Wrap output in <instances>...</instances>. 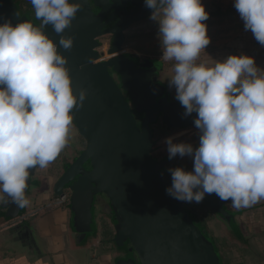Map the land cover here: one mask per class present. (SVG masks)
Masks as SVG:
<instances>
[{
  "label": "clouds",
  "instance_id": "clouds-1",
  "mask_svg": "<svg viewBox=\"0 0 264 264\" xmlns=\"http://www.w3.org/2000/svg\"><path fill=\"white\" fill-rule=\"evenodd\" d=\"M36 26L27 20L0 22V204L26 207L31 170L46 169L68 147L74 108L87 90L73 89L67 57L72 37L57 43L46 32L64 33L81 4L73 0H29ZM158 21L161 59L172 63L166 78L183 116L196 113L198 144L174 142L168 159H193L192 170L168 169L166 192L200 203L206 194L231 201L236 209L264 200V67L253 55L230 54L209 62L201 55L211 42L202 0H144ZM245 31L264 47V0H234Z\"/></svg>",
  "mask_w": 264,
  "mask_h": 264
},
{
  "label": "water",
  "instance_id": "water-1",
  "mask_svg": "<svg viewBox=\"0 0 264 264\" xmlns=\"http://www.w3.org/2000/svg\"><path fill=\"white\" fill-rule=\"evenodd\" d=\"M78 2L81 8L64 33H55L51 25L45 29L57 43L60 35L74 39L71 50L62 46L58 50L67 57L76 94L87 90L83 104L73 109L74 126L86 146L56 183L60 195L65 189L71 191L76 242L97 236L98 216L103 214L115 231L113 242L126 250L116 264H226L215 237L188 206L209 208L230 230H238V212L215 194H206L200 203L170 196L166 192L172 183L166 167L169 159L155 155L154 123L163 120L171 128L193 127L196 113L183 116L184 108L161 78L165 61L124 50L127 31L149 19L152 9L144 0ZM6 18L13 23H41L23 15L15 0H0V22ZM108 34L113 35L112 53L105 56L101 37ZM38 169L31 170L26 195L37 184ZM4 205L14 212L22 210L14 203ZM17 232L16 237L28 239V246L34 244L36 249L31 248L38 252L30 226Z\"/></svg>",
  "mask_w": 264,
  "mask_h": 264
},
{
  "label": "crops",
  "instance_id": "crops-1",
  "mask_svg": "<svg viewBox=\"0 0 264 264\" xmlns=\"http://www.w3.org/2000/svg\"><path fill=\"white\" fill-rule=\"evenodd\" d=\"M233 47L218 43L215 48L205 50L201 59L214 62L230 54L243 53L253 55L258 66L264 67V50L255 51L251 46L248 49ZM168 63L165 62L161 78L166 79L171 74L172 65L169 66ZM171 92L175 95L174 88ZM170 132L163 127V135ZM196 137L191 142L193 145L198 144V135ZM60 156L61 154L50 164L51 169H38L35 176L37 184L27 195L30 201L28 206L22 207L20 212H14L0 204V264H116V259L122 255L116 243L109 240L111 232L106 220L99 223L97 236L90 237L83 244L76 242L71 228L70 192L65 191L69 194V199L60 202L57 200L60 192L56 185V162H60ZM187 163L190 162L184 161V165ZM226 203L229 209L238 212L241 240L235 239L230 233L233 230L217 219L209 208L203 206L198 211L199 215L195 214L215 237L225 260L234 257V264H264V200L240 209L233 208L231 201ZM16 225L21 226L19 230L13 229ZM26 225L32 229L41 256L33 250L36 249L34 244L28 246V239L16 237L17 231L23 232Z\"/></svg>",
  "mask_w": 264,
  "mask_h": 264
},
{
  "label": "rangeland",
  "instance_id": "rangeland-1",
  "mask_svg": "<svg viewBox=\"0 0 264 264\" xmlns=\"http://www.w3.org/2000/svg\"><path fill=\"white\" fill-rule=\"evenodd\" d=\"M206 11L210 13L208 20L206 21L208 35L211 38L210 44L207 46L206 50L213 49L218 43L225 44L228 47L233 48H243L248 49V46L254 48L255 51L264 50L253 37L250 31H245L243 26V21L240 19L237 10L234 8V0H202ZM221 7L223 10H229L228 16L221 18V16H215L213 13L216 7ZM213 13V14H211ZM25 15V14H24ZM158 32V21L152 19H143L140 22L133 24L127 31L128 42L124 46V50L127 52L139 55L142 58L147 57H159L162 55L160 49L159 39L157 37ZM110 40V35H105L101 37L102 46L100 50L103 54L110 55L108 48V42ZM236 46V47H235ZM261 48V49H260ZM256 53V52H255ZM173 62H169V66ZM193 134V136L191 135ZM197 135V131L194 128L187 129H174L170 133L159 137L157 135V148L155 154L165 155L167 152V145L164 143L165 139L169 136L175 137L174 142H192ZM192 136V138H189ZM70 141L76 143V147L70 150L71 156H75L79 151L83 150L86 146L85 140L79 135L77 129L72 123L71 129V139ZM72 158V157H71ZM189 161L187 165H184V161ZM181 162V163H180ZM53 163V162H52ZM182 166L186 170H192L193 159L191 157L185 156L183 158L177 156L171 163L169 168ZM51 165L47 169H51ZM54 172V170H53ZM55 175V174H54ZM203 215V214H202ZM221 251V250H220ZM234 257L227 258V264H234Z\"/></svg>",
  "mask_w": 264,
  "mask_h": 264
},
{
  "label": "flooded vegetation",
  "instance_id": "flooded-vegetation-1",
  "mask_svg": "<svg viewBox=\"0 0 264 264\" xmlns=\"http://www.w3.org/2000/svg\"><path fill=\"white\" fill-rule=\"evenodd\" d=\"M15 2L17 3V5H18V7L20 8V10L21 11H23V12H32V17H34L35 18V14H34V9H33V7H32V5L30 4V2H29V0H15ZM93 8L95 9V10H97L94 6H93ZM110 15V13H108L107 14V16L106 17H108ZM195 126H193V127H187V128H194ZM187 128H175V129H179V130H182V129H187ZM80 135V134H79ZM69 143H74V142H72V141H70ZM74 145H75V147H76V143H74ZM157 143H156V148H157ZM75 147H72V148H69V147H66L65 149H64V151H62L61 152V160H60V162H56L57 163V175H56V183H57V180H58V178L60 177V175H62V173L64 172V168H65V166L67 165V164H71L73 161H74V159L76 158V156L78 155H75V156H71V154H70V150L71 149H74ZM156 148H155V151H156ZM75 150V149H74ZM158 158H164V157H168V154H163V155H157V154H155ZM72 157V158H71ZM173 162V159H169V161L167 162V164H166V167H167V169H169V166L171 165V163ZM64 191H69L70 192V195H71V191L69 190V189H65ZM189 207V209L192 211V212H194V213H196V214H198V211L200 210V209H202L203 207H201V206H191V205H189L188 206ZM199 215V214H198ZM201 217V216H200ZM98 218H99V223H101V221H105L106 220V222H107V225H108V230L111 232V234H110V236L111 237H109V240L110 241H112L113 240V238H114V229H113V226L111 225V223H110V221H109V219L105 216V215H103V214H99V216H98ZM128 247H129V245H128ZM120 249V248H119ZM220 249V248H219ZM122 254H125L126 253V250L125 249H120L119 250ZM222 253V252H221ZM223 255V254H222ZM223 258H224V261H225V263L227 264V261L225 260V257L223 256Z\"/></svg>",
  "mask_w": 264,
  "mask_h": 264
},
{
  "label": "trees",
  "instance_id": "trees-1",
  "mask_svg": "<svg viewBox=\"0 0 264 264\" xmlns=\"http://www.w3.org/2000/svg\"><path fill=\"white\" fill-rule=\"evenodd\" d=\"M21 13L23 15L25 14L26 16H28L29 19H31V20H36V18L32 17V12H23V11H21ZM213 13H215L214 14L215 16H219L220 15L221 18H224V17L228 16L229 10L228 9L227 10H223L221 7L218 6V7H216V9H215V11ZM213 13H211V14H213ZM117 20H118V18L115 19L113 22H111V24L108 27L112 26ZM109 35H110V40H109V48H108V50H109L110 53H112V51H111V45H112V42H113V35L112 34H109ZM127 42H128V36H127V33H126V35H125V44H127ZM163 127H166L167 128V131H172V130L175 129V128H171V127L167 126L164 123L163 120H160V121L155 122L154 123V140L156 141V143L158 141L157 135H159V137H162L163 136ZM57 191L58 192H61V189H59L57 187ZM230 233L233 234V236H234L235 239H237V238H238V240H241L242 239V235H241V232H239V230L238 231H236V230L234 231L233 230Z\"/></svg>",
  "mask_w": 264,
  "mask_h": 264
},
{
  "label": "built area",
  "instance_id": "built-area-1",
  "mask_svg": "<svg viewBox=\"0 0 264 264\" xmlns=\"http://www.w3.org/2000/svg\"><path fill=\"white\" fill-rule=\"evenodd\" d=\"M108 48H109V42H108ZM161 56H159V58H161ZM67 199H69V194L68 193H64V195H60L57 200L60 202V201H65Z\"/></svg>",
  "mask_w": 264,
  "mask_h": 264
}]
</instances>
